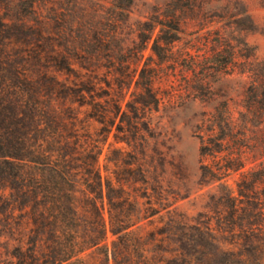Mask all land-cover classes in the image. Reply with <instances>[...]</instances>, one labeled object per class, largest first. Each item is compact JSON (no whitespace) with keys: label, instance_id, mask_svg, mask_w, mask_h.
<instances>
[{"label":"trees","instance_id":"16d2710c","mask_svg":"<svg viewBox=\"0 0 264 264\" xmlns=\"http://www.w3.org/2000/svg\"><path fill=\"white\" fill-rule=\"evenodd\" d=\"M158 22L170 31L162 42L155 39L153 51L161 63L179 65L187 59L195 94L212 91L211 70L219 75L234 71L237 54L224 29H215L213 37H193L186 48L179 49L176 42L184 29L177 12L168 21ZM10 40L9 25L0 18V182L11 190L10 197L0 196V204L12 210L21 204L28 212L32 225L27 247L18 248L21 264H264V135L260 130L264 125V62L249 64L239 116L222 102L202 127V155L214 161L209 175L221 181L225 191L220 197L222 209L215 218H172L146 230L143 221L161 210L154 211L153 203L142 202L140 197L128 194L116 202L110 199L116 211L106 219L104 178L98 167L102 141L79 130L68 103L90 104L94 117L107 122L100 103L85 101L97 89L96 69L88 64L84 68L91 73L78 74L68 55L49 52L38 59L48 71L42 73V87L36 91L29 59L15 61L7 52ZM52 70L68 76L60 80ZM122 75L127 79L118 85L129 81L130 86L134 75L126 71ZM159 77L153 65L141 69L135 91L140 99L134 104L137 114L144 113L149 104L159 108ZM63 98V107L55 109L53 104ZM114 101L120 108V99ZM58 111L66 117L61 119ZM202 169L205 172L208 166ZM230 174H238L233 184L228 182ZM76 182L84 187L81 199L76 198ZM142 210L145 213L140 215ZM109 231L115 236L111 245Z\"/></svg>","mask_w":264,"mask_h":264},{"label":"rangeland","instance_id":"374dc122","mask_svg":"<svg viewBox=\"0 0 264 264\" xmlns=\"http://www.w3.org/2000/svg\"><path fill=\"white\" fill-rule=\"evenodd\" d=\"M173 12L183 21L184 33L176 42L179 49L186 48L193 37H213L217 28L226 31L234 46V71L219 75L211 70L210 93H194L187 59L179 65L161 63L153 51L155 39L162 42L170 31L158 21H168ZM0 18L9 25L7 52L18 62L29 59L27 67L36 78L34 90H40L41 75L48 71L38 59L49 52L68 55L78 74H90L84 68L88 64L96 69L97 89L94 97L87 94L85 101L100 103L107 122L94 117L90 104L68 103L77 116L79 130L102 141L98 167L104 178L107 220L110 212L116 211L110 199L116 202L120 195L128 194L152 202L154 211L161 210L143 221L146 230L165 225L172 218H215L222 209L220 197L225 191L221 181L209 175L214 161L210 155H202V127L219 103L227 102L235 117L243 109L249 64L264 62V0H0ZM146 65L159 69L157 86L162 100L159 108L149 104L144 113L137 114L134 104L140 99L135 92L136 80ZM123 71L135 77L130 86L129 81L123 87L118 85L127 79ZM51 73L60 80L68 76L62 70ZM71 79L75 81L76 76L72 74ZM115 99H120V108L115 107ZM63 103L65 98L53 106L61 109ZM58 112L61 119L66 117ZM260 130L264 135V125ZM204 164L208 166L205 172ZM227 178L233 184L238 174ZM75 186L76 198H83L84 187L79 182ZM10 191L0 182V196L10 197ZM144 213L142 210L140 215ZM31 225L24 205L12 210L0 204V264L24 263L18 248L27 247ZM114 238L109 231V245Z\"/></svg>","mask_w":264,"mask_h":264}]
</instances>
